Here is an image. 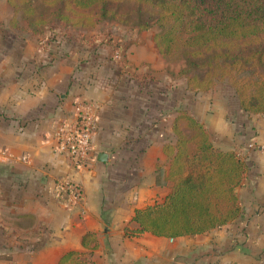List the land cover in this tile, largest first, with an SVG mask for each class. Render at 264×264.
<instances>
[{"label":"crops","instance_id":"1","mask_svg":"<svg viewBox=\"0 0 264 264\" xmlns=\"http://www.w3.org/2000/svg\"><path fill=\"white\" fill-rule=\"evenodd\" d=\"M13 15L0 0V22ZM117 25L54 26L36 35L6 24L0 31V148L9 153L0 159V259L58 264L77 251L95 264H264V153L248 146L264 115L243 112L233 92L175 88L156 32ZM76 100L98 106L94 157L83 166L58 152L54 138ZM178 110L199 120L215 147L240 154L241 214L197 235L135 234L134 211L172 189L164 147L175 146ZM59 178L80 185L78 203L52 196ZM87 233L94 235L89 247Z\"/></svg>","mask_w":264,"mask_h":264},{"label":"trees","instance_id":"2","mask_svg":"<svg viewBox=\"0 0 264 264\" xmlns=\"http://www.w3.org/2000/svg\"><path fill=\"white\" fill-rule=\"evenodd\" d=\"M33 34L54 26L93 29L100 23L147 31L166 62L182 61L186 87L207 91L227 79L239 108L264 115V0H7ZM127 6L120 10V6ZM50 40L53 38H49ZM172 130L175 146L167 178L172 189L162 202L136 209L133 233L177 238L209 232L241 214L236 196L245 163L234 151L214 146L206 128L180 111ZM93 233L82 238L89 247ZM58 264H95L77 251Z\"/></svg>","mask_w":264,"mask_h":264},{"label":"built area","instance_id":"3","mask_svg":"<svg viewBox=\"0 0 264 264\" xmlns=\"http://www.w3.org/2000/svg\"><path fill=\"white\" fill-rule=\"evenodd\" d=\"M114 57L119 59V52H116ZM97 111V104L76 100L72 116L60 119L54 132L56 150L67 155L78 166L85 165L94 157L92 136L98 123ZM248 146L264 153V128L259 137H254L249 141ZM237 154L240 156L239 153ZM7 155H9L7 150L0 148V159ZM51 194L57 201L78 203L82 198V189L76 182L67 178H59L54 181ZM0 264L17 263L9 259H0Z\"/></svg>","mask_w":264,"mask_h":264},{"label":"rangeland","instance_id":"4","mask_svg":"<svg viewBox=\"0 0 264 264\" xmlns=\"http://www.w3.org/2000/svg\"><path fill=\"white\" fill-rule=\"evenodd\" d=\"M10 6V5H9ZM11 7V6H10ZM12 8V7H11ZM13 9V8H12ZM127 9V6H120V10H126ZM6 24H13V26H17L18 28L19 27H23V28H27L28 27V23L27 21L23 18L21 12H18L17 14H14L13 15V19L8 22V23H4V22H0V31H4V26ZM98 26H100V28L102 30H108L109 28H112L115 26H118L115 22L113 21H107V22H103V23H100ZM63 27V26H61ZM148 32H150L151 34H154L157 30H156V27L155 25H151V28L147 30ZM121 59V56L120 58ZM122 60H123V56H122ZM169 65L168 67H171L172 68V72H173V86L175 88H179V86H181L183 88V86L186 85V79H187V76H184V75H180L179 74V71L184 67V63L182 61H177V62H168ZM229 81L227 79H224L222 81H219L216 85H215V88L217 90H219L220 92L222 91L223 93H232L233 90L231 88V86L229 85L228 83ZM187 88V87H186ZM187 89H190V88H187ZM192 91H195L193 89H190ZM211 90V89H210ZM221 94V93H220ZM180 111H185V110H178V113L176 115L179 114ZM188 112V111H186ZM189 113V112H188ZM190 114V113H189ZM175 137V135H174ZM176 138V137H175Z\"/></svg>","mask_w":264,"mask_h":264},{"label":"water","instance_id":"5","mask_svg":"<svg viewBox=\"0 0 264 264\" xmlns=\"http://www.w3.org/2000/svg\"><path fill=\"white\" fill-rule=\"evenodd\" d=\"M103 156V157H102ZM102 158H106L105 153L98 154V160H102Z\"/></svg>","mask_w":264,"mask_h":264}]
</instances>
